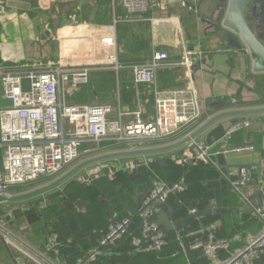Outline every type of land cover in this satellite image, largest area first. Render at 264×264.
<instances>
[{
	"label": "crops",
	"instance_id": "1",
	"mask_svg": "<svg viewBox=\"0 0 264 264\" xmlns=\"http://www.w3.org/2000/svg\"><path fill=\"white\" fill-rule=\"evenodd\" d=\"M22 1V4L31 1V4L34 5V7H28V4H23L24 7L20 13H22L21 16H23V23L25 24V18L31 19L33 10L37 6L32 0ZM51 1L40 0V3L48 6L54 3L52 5V13L59 18L65 16V22L58 25L56 29L53 26L48 28V60H45L48 62V66H55L62 57L65 59L75 58L79 61L86 57L97 56L98 61H103L107 54L99 47L97 33L110 27H114L116 35L117 59L121 65L126 66L123 69H115L111 68L110 65L106 66L105 63L98 62L99 66L92 73L90 83L68 95V101L71 105L109 104L116 111L121 110L127 114L140 112L144 119L152 120L156 114V91L168 96L175 95V97L180 99L193 97L200 109V115L203 117L200 119L201 122L199 124L194 122V124L174 135L176 140L196 131L199 126L215 114L230 110L260 109L255 108L254 104L264 105V76L257 75L254 72L251 74V70L247 69L246 60L243 55L237 48L231 45L227 37L228 32L222 26V20L225 17L227 7L222 9L215 0H148L147 10L144 12H129L125 8L124 0H67L68 2L66 1L60 9L57 1ZM10 2L6 6V11L8 12L9 9L11 13ZM73 11L84 12V14L78 19H69ZM50 33L53 37L49 35ZM189 50H196L201 55L185 60L186 62L184 61L185 63L181 66L159 70L155 83L136 84L134 82L133 73L129 69V65L150 61L154 54L157 53L165 55L168 63L181 62ZM47 62H44V64ZM20 64H23L22 60L14 62L11 65L13 67L7 65L6 67L2 63L0 67L17 69ZM223 100L232 102L233 106L231 108L224 106L225 108L216 110L217 106L214 104ZM130 119L131 117L126 118V120ZM236 119L242 121L248 119L251 124L249 127L236 131L228 138L227 130ZM192 143L198 145L200 143L204 144L202 149L206 151L208 159L193 162L192 153L183 149L174 153H164L148 157L144 163H140L139 160L141 158H128L100 163L95 165L97 166L96 171L98 172L99 168L104 164L109 165L105 167L109 171L110 169L108 170V168L111 165L130 163L134 164V172L138 173L140 168L145 164L155 161L163 163L168 158L178 160L183 156L178 160L183 164H178L187 168V176L184 178L187 182V189L184 194L188 198V201L185 203L180 201V198H175L172 201H168L162 207V211H164L167 205L173 210H178L182 206L187 207L194 200L202 202V198L198 199L200 198L199 193L202 187L205 190L204 194L209 193L214 200L213 202L217 203L214 207L223 206L222 198L224 197V201L227 198L225 179L234 186L240 180V170L242 168L248 170L251 180L241 191L249 198L256 196L255 204L260 206L259 212H264V114L232 116L220 119L199 135ZM166 144H169V142L158 146ZM104 146L101 150L94 151L90 149L81 153L79 160L82 161L85 157L96 152H116L123 149L122 146L113 143H105ZM236 148L244 149L233 151ZM197 156L199 155L197 154ZM258 165H260L261 174L258 173ZM119 171H116L114 175ZM89 174L95 175L94 172L87 173V175ZM179 175V169H174L169 173V176L173 178H177ZM100 176L106 177L107 175L98 174L96 178ZM134 177L138 178L139 176L135 175ZM158 177L160 180L163 179L160 176ZM41 181L32 185L16 187L17 190L12 191L10 194L32 191L43 184ZM61 187L32 200L15 203L23 204L24 206L19 211L21 212L19 218H15V214L13 213H8V215H13L15 219H21L24 213L34 208L45 209L53 201L63 199L64 195L58 192ZM221 189L224 192L223 194L221 193ZM115 192L114 194L119 197V201L111 206L113 208L110 218V214L108 213L107 215V211L103 212V210L101 212L100 207H97L96 204H94V207L92 203L78 201L80 202V206H77L76 202L77 209L80 210L81 208L83 215L92 218L94 217L93 214L96 215L95 231H93L95 236L92 234V237L97 242L102 234H105L111 225L120 219V215L123 214L124 217H136V212L149 191L140 192L136 190L131 202L126 198L129 195L126 188L123 187L119 189V192L118 190H115ZM117 192L121 193L120 196L117 195ZM216 192L218 195L217 201H215L214 197ZM232 197L231 204L225 202L226 207H235L239 204L237 203L239 200L234 196ZM39 199H44L45 201L36 204ZM239 205L242 206V203ZM194 209L198 211L205 210V207L202 204L198 206L196 202ZM189 212L191 211L186 210L177 218H181ZM26 222L29 223L28 221ZM83 223L86 229L91 224L87 223L86 217H84ZM78 225L82 232L79 223ZM70 226L71 223H68L67 227ZM263 226L264 215L258 217L249 213L227 211L217 218L209 216L200 220H193L187 224L186 228L188 230L196 229L194 234H188V241L193 238V241L204 242L211 235H214L218 240H227L230 244L229 251L219 252L218 260L213 262V264H222L234 252L242 249L251 237L257 235L262 230ZM21 227L25 228V226ZM44 227H47V224ZM77 232L75 234L72 233L67 238L72 244L76 243ZM172 234L176 235V238L177 236L181 239L185 238L183 236L184 232L179 231ZM19 235L21 236L20 230ZM193 241L187 243L188 245L185 249L183 245L186 246V242L184 241V244H180L178 241L180 247L182 246L183 248L182 254L174 256L173 263L210 264L201 250L196 251L191 249L189 245ZM28 244L38 251L43 250L39 244ZM173 249L174 247H169L165 249V253H171ZM16 256L18 264H34L20 254ZM142 258V264L149 263L145 257ZM244 264H264V251L249 263Z\"/></svg>",
	"mask_w": 264,
	"mask_h": 264
},
{
	"label": "built area",
	"instance_id": "2",
	"mask_svg": "<svg viewBox=\"0 0 264 264\" xmlns=\"http://www.w3.org/2000/svg\"><path fill=\"white\" fill-rule=\"evenodd\" d=\"M9 1L0 0V14H5ZM147 2L124 0L129 12L146 11ZM97 38L99 47L107 54L103 61H98L97 56L79 61L62 57L55 66L38 63L32 68L0 67V196L10 195L7 192L10 187L32 185L59 177L77 164L85 144L100 147L105 143H113L122 146L125 151L156 147L201 118L200 109L193 97L180 99L158 91L155 92L156 114L152 120L144 119L140 112L127 114L121 110L116 111L109 104L71 105L68 95L90 83L92 73L99 66L98 62L115 69L126 67L117 59L114 27L99 31ZM198 55H201L200 52L189 50L181 62L168 63L165 55L157 53L150 61L134 63L128 67L136 84H150L156 82L159 70L181 66L185 60ZM254 107L264 108V105L254 104ZM127 117L131 119L126 120ZM250 124L248 119L232 123L227 130V137L230 138L236 131ZM200 149L197 160H206V151ZM243 149L236 148L233 151ZM178 160V163L183 164ZM108 166H101L98 174L108 176L105 169ZM113 168L114 172L111 170ZM109 169L110 174L119 170L135 173V166L130 163H118ZM240 175L235 186H247L250 183L248 170L242 169ZM87 177L90 178L89 175ZM186 189L184 178L172 184L160 179L152 180L151 188L136 212V217L141 221L137 228L138 235L134 236L136 228L131 217L118 219L102 234L97 247L77 264H94L104 256H111L112 249L125 237H132V247L137 252L163 250L167 245L166 232L156 224L157 216L170 197L181 195ZM3 230L8 232L5 227ZM12 236L2 235L10 248L34 264H66L61 259L63 243L57 233L49 232L42 251L36 250L19 236ZM176 239L182 244L181 238L177 236ZM191 249L201 250L210 264H213L218 260L219 252L229 251L230 244L227 240H218L211 235L207 241L193 243ZM263 251L264 226L242 249L234 252L222 264L249 263Z\"/></svg>",
	"mask_w": 264,
	"mask_h": 264
},
{
	"label": "water",
	"instance_id": "3",
	"mask_svg": "<svg viewBox=\"0 0 264 264\" xmlns=\"http://www.w3.org/2000/svg\"><path fill=\"white\" fill-rule=\"evenodd\" d=\"M219 7L222 9L227 7V11L224 19L222 20L223 28L228 32L227 37L232 46L237 48V50L243 55L246 60L247 69L251 70L257 75L264 76V0H215ZM223 6V7H222ZM264 88V86H263ZM217 106L216 110H221L225 108H231L233 106L232 102H227L223 100L222 102L214 104ZM255 114H264V108L260 109H250V110H230L227 112H221L215 114L208 118L199 128L189 134L188 136H184L181 139L176 140V137L168 139L167 142L169 144L163 146H156L151 148H145L142 150H134V151H125L120 150L116 152H96L88 157H85L84 160L78 161L75 166L70 168L69 170L63 172L59 177L55 178L48 182V180H42V185L36 187L32 191L21 192L17 194L3 195L0 196V206L6 204H15L26 202L32 200L33 198L43 196L50 191H53L65 184L69 183L76 177L79 173L83 172L85 169L95 166L100 163H106L114 160L128 159V158H141L140 163H144L145 159L148 157H153L158 154L164 153H174L179 150H187L192 153L193 162L197 161V154L201 153V149L203 148L202 143L194 144L192 143L199 135H201L204 131H206L210 126L218 122L220 119L232 117V116H247V115H255ZM203 117V116H202ZM201 117V118H202ZM200 118V119H201ZM206 118V116H204ZM198 120L196 123L199 124L201 120ZM239 120H234L233 123L238 122ZM196 124V125H197ZM178 136V135H177ZM176 140V141H175ZM175 141V142H174ZM165 142V143H167ZM180 156V155H179ZM183 157V156H181ZM180 157V158H181ZM208 159V158H206ZM258 173L261 174L260 165H258ZM242 170V168H241ZM240 170V172H241ZM140 176L139 172L138 175ZM134 177V174L131 176ZM249 177L251 180V175L249 173ZM241 178V175H240ZM227 189V198L224 201V197L222 198L221 207H214L217 203L213 202L214 200L211 198L209 193L203 194V201H195L188 204L187 207L182 206L178 210H173L170 206L167 205L166 210L161 211L156 220V224L161 228H164L166 231V240H170L172 237V233L175 232H183L187 226V224L193 220H200L205 217L212 216L217 218L221 216L223 213L229 212H240V213H249L257 215L261 217L264 215V212H259L260 206L255 204L257 199L256 196L247 197L241 191L243 187L233 186L231 182L225 179ZM222 183V181H221ZM22 187V186H16ZM15 187V188H16ZM221 193L223 194V190L221 189ZM234 196L239 201L237 203H242V206L239 204L235 207H226L225 202L231 204V201ZM215 201L218 199L217 192L214 194ZM44 199H39L36 204L43 203ZM198 203V206L201 204L204 205L205 210H196L195 212H189L185 216L181 218H177L180 214H183L186 210L192 211L194 209V204ZM86 205V204H84ZM77 206H80V202H77ZM87 206V205H86ZM80 208V207H78ZM81 209V208H80ZM2 245L4 246L7 254L12 262V264H18L17 260L12 252V249L7 244L2 236H0Z\"/></svg>",
	"mask_w": 264,
	"mask_h": 264
},
{
	"label": "trees",
	"instance_id": "4",
	"mask_svg": "<svg viewBox=\"0 0 264 264\" xmlns=\"http://www.w3.org/2000/svg\"><path fill=\"white\" fill-rule=\"evenodd\" d=\"M67 0H57L58 7H60L66 3ZM68 2V1H67ZM84 12H79V11H73L72 14L70 15L69 19H78L80 16H82ZM73 104V103H72ZM73 105H85V104H73ZM105 145V144H104ZM104 145L100 146L97 148L93 144H85L81 151L82 153L93 149L95 150H101ZM87 148V149H84ZM174 169H179L180 175L177 178H173L172 176H169L170 171ZM140 176L138 178L134 177L132 178L131 172L127 171H119L117 172L118 178L117 180L110 181L107 177V179H103V187H107L105 192L103 191L102 185L100 183L97 184L96 187L94 188H85L83 189L81 187H76L75 189L76 192L79 195H74L72 196L71 199H77L85 198L83 196L88 197L89 203H92L97 205V207H100V210L102 212L107 211L110 214L109 218L111 217V212L113 204L115 202L119 201V197L114 194L115 190H118L121 188H126V190L129 192L128 198L129 202L132 201V198L134 197V192L140 191V192H148L151 188V181L160 179L158 176H160L161 180L172 184L175 182H178L182 178H185L187 176V168L183 167L178 164L176 159L168 158L164 160L162 163L161 161H155L149 164L143 165L140 170L138 171ZM134 175H138V173H134ZM168 175V177H167ZM73 181V180H72ZM75 181V179H74ZM174 181V182H171ZM113 182V183H112ZM70 183V182H69ZM76 183V182H75ZM102 184V183H101ZM187 184V182H186ZM68 185V184H67ZM72 185V182L70 183ZM202 187V186H201ZM67 188V192H68ZM204 188L202 187V190L199 193L198 199H201L204 194ZM117 192V195L120 196V194ZM101 193H104L105 198L103 201V196ZM106 193V194H105ZM116 193V192H115ZM69 195V194H68ZM146 196V195H145ZM68 197V196H67ZM109 198V199H106ZM123 197V196H122ZM175 198H180V201L187 202L188 198L186 195L183 193L181 195H176L170 197L168 201H172ZM124 199V198H123ZM73 200H69L67 198H63L61 200H56L53 201L49 206H47L45 209L40 210V209H32L30 210L29 213V225L28 227H25L24 231L28 232V235L26 237V242L30 243L32 245H40L41 248L44 246L46 240L48 239V234L49 232L57 233L60 237L61 242L63 243V247L61 250V259L65 261L66 264H77V262L82 259L86 254L90 251L93 250V248L97 247V241L94 237H92V234L95 236V217L96 215L93 214V218L90 216H85L81 214L82 212H79L77 209L76 203ZM80 199H77V202ZM114 202V203H113ZM128 202V201H127ZM92 206V207H93ZM95 207V206H94ZM163 207V206H162ZM161 207V209H162ZM74 211L73 214H70ZM81 211V210H80ZM162 211V210H161ZM68 214L69 217L73 218V223L71 224L70 227L65 226L63 223L64 216ZM181 215V214H180ZM179 215V216H180ZM84 217L87 218V223H91L90 226L86 229L84 226ZM131 217V216H129ZM92 218V219H90ZM128 217H124L123 214L120 215V219H124ZM135 223L134 228H136V233L134 232V236L138 235V227L140 224V220L138 217H131ZM67 219V218H66ZM27 220V221H28ZM94 222V223H93ZM81 226V230L79 228V225ZM47 224V227H44V225ZM77 224V225H76ZM189 228V227H188ZM78 231L76 234L75 241L76 243L72 244L67 238L72 235V233L75 234V232ZM196 229L193 230H188L187 228L183 231L185 238L181 239V242L184 244V241L186 242V246L183 245V248L185 249L187 247V243L193 241V238L188 241V234H194ZM208 239V238H207ZM196 241H193L189 246H191L193 243ZM72 245H71V244ZM69 247V248H68ZM169 247H174L173 251L171 253H165V249ZM182 246L178 244V241L176 239V235L172 234V237L170 240L167 241V245L163 248V250L156 252L153 251L151 253L147 252H137L135 249L132 247V237H125L121 242L115 246V248L112 249V255L111 256H104L100 258L97 262L94 264H142V257H145L148 260V264H176L173 263L172 260L174 256H179V254H182ZM188 250V249H187ZM13 254L18 256V253L12 249ZM16 256V257H17ZM1 263V262H0ZM177 264H181L177 263Z\"/></svg>",
	"mask_w": 264,
	"mask_h": 264
},
{
	"label": "rangeland",
	"instance_id": "5",
	"mask_svg": "<svg viewBox=\"0 0 264 264\" xmlns=\"http://www.w3.org/2000/svg\"><path fill=\"white\" fill-rule=\"evenodd\" d=\"M10 1L9 2L11 6L10 7L11 13L9 12V9H8V12L6 11L5 14H0V65L2 63L5 66L7 65L9 67H13L11 65L14 64V62H18L22 60L23 64H20L19 68H22V67L32 68L34 66H37L36 64L38 63L42 64V62H43L42 65L47 66L48 62L45 60H48L47 59L48 58V28H51L53 26V28L56 29L58 25H61L62 23L65 22V16L59 18L55 14L52 13L53 12L52 5H54V3H51L50 6H48V5H42L40 3V0H32L33 2L36 3L35 5L37 7H35V9L33 10V15L31 19L25 18V24H24L23 16H21L22 13H20L22 12L21 10L24 7L23 4L25 5L28 4V7L30 6L34 7V5L31 4V1L30 2L27 1L26 3H23V4H22L23 2L22 0H10ZM51 2H53V0ZM15 20L16 21L18 20V21L16 22ZM49 35L53 37L51 33ZM44 62H47V63L44 64ZM96 168L97 166L90 167L88 170L78 175L75 181L74 180L71 181L72 185H70L71 183L70 182L68 183V185L61 187V189H59L58 192L64 195L63 198L73 200L71 199L72 196L79 195L76 192L77 190L75 189L76 187L82 186L83 189L94 188L97 186L98 183H100V185H102L103 187V183H104L103 179L105 178L107 179V177L100 176L99 178H96L98 177V172L96 171L97 170ZM114 171L115 170H113L112 172ZM89 172H94L95 177H92V175L89 174L90 178H88L87 173ZM106 172L108 176H110L111 178L110 179L108 177L110 181L112 180L114 182L115 180H117L118 178L117 173L116 175L110 174L111 173L110 170ZM67 188H69L68 192L66 191ZM106 189L107 187L105 188L103 187L102 192H105ZM15 190H17V188L10 187L8 188L7 192L11 193L12 191H15ZM101 195L103 196L102 199L104 201V198H105L104 193H101ZM83 197L85 198L82 199V196L81 198H77V199H80L78 201H85V202L89 201L88 197L86 196H83ZM77 199H74L73 201L76 203ZM106 199H109V198L106 197ZM10 206H14V207H10ZM23 207H24L23 204H15V205L6 204L4 206H0V236L3 235L5 237L7 236L9 237V236H12V234L19 235V230H20L22 237L20 235L19 236L22 238L23 241L26 242L27 240L26 237L28 235V232H25L24 231L25 229H23L24 227H21V226H25V227L30 226L29 223L26 222L29 218L28 216L30 212L27 211L26 213H24L23 218L21 219H15V218L20 217L21 212L19 211ZM80 210L82 212V209ZM8 213L15 214V218L13 217V215L9 216ZM73 213L74 211L70 214H73ZM64 217H65L64 218L65 221L63 223L65 224V226H67L68 223H71V224L73 223V218L69 217L68 214H66ZM3 227L7 228L8 232L3 230ZM23 247H25L24 244H23ZM0 262L2 264H12L7 254V251L2 245L1 239H0Z\"/></svg>",
	"mask_w": 264,
	"mask_h": 264
}]
</instances>
